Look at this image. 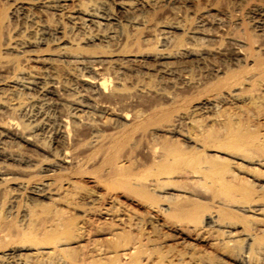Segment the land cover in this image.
I'll return each mask as SVG.
<instances>
[{
    "label": "bare ground",
    "instance_id": "1",
    "mask_svg": "<svg viewBox=\"0 0 264 264\" xmlns=\"http://www.w3.org/2000/svg\"><path fill=\"white\" fill-rule=\"evenodd\" d=\"M212 8L0 0V264L72 263L66 210L103 198L85 174L155 214L170 209L155 196L199 183L219 197L188 206L194 230L203 216L212 244L264 264V19L256 35L247 9ZM132 245L118 264H141Z\"/></svg>",
    "mask_w": 264,
    "mask_h": 264
},
{
    "label": "rangeland",
    "instance_id": "2",
    "mask_svg": "<svg viewBox=\"0 0 264 264\" xmlns=\"http://www.w3.org/2000/svg\"><path fill=\"white\" fill-rule=\"evenodd\" d=\"M198 1L200 5L210 3L212 13L218 8H228L235 14L239 12L237 6L247 9L244 25L249 27V32L259 33L254 22L264 19V0ZM75 180L103 198L66 210V214L74 217L76 224H82L79 225L82 228L75 230L80 233L73 234V231L70 236L74 238L62 246L64 252L61 255L66 254L71 264H118L122 250L132 244L137 246L135 257L141 264H168V261L170 264L171 261L173 264H239L234 260L233 253L243 248L242 245L220 249L222 246L212 244L214 229L203 216L198 221L205 231L193 228L195 218L187 210L188 206L198 204L199 213L204 215L205 205H215V198L219 197L211 191L205 192L199 183L178 181L189 193L175 191L174 194L155 196V203L170 207L155 214L143 197L134 196L120 187L107 189L103 182H93L91 174L75 177ZM40 201L47 202L46 199ZM83 207H89L90 211L81 216ZM96 250L105 254L96 256Z\"/></svg>",
    "mask_w": 264,
    "mask_h": 264
}]
</instances>
